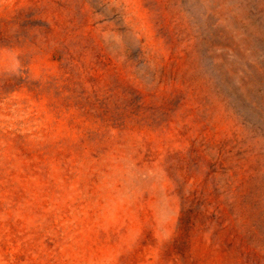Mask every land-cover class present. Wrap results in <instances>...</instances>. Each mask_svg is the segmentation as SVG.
I'll return each instance as SVG.
<instances>
[{
  "label": "rangeland",
  "instance_id": "374dc122",
  "mask_svg": "<svg viewBox=\"0 0 264 264\" xmlns=\"http://www.w3.org/2000/svg\"><path fill=\"white\" fill-rule=\"evenodd\" d=\"M0 264H264V0H0Z\"/></svg>",
  "mask_w": 264,
  "mask_h": 264
}]
</instances>
